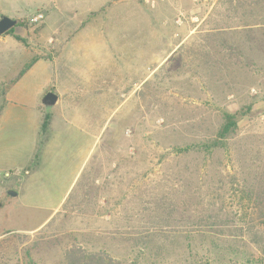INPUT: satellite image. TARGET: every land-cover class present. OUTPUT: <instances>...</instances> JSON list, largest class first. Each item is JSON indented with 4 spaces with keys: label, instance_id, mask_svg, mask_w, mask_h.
Returning <instances> with one entry per match:
<instances>
[{
    "label": "rangeland",
    "instance_id": "obj_1",
    "mask_svg": "<svg viewBox=\"0 0 264 264\" xmlns=\"http://www.w3.org/2000/svg\"><path fill=\"white\" fill-rule=\"evenodd\" d=\"M244 1L0 0V18L27 20L28 30L14 32L30 33L37 56H52L60 33L76 38L71 57L77 43L103 39L106 85L98 91L108 120L98 150L100 157L103 145L106 182L114 180L103 192L88 186L45 216L46 204L34 205L55 203L70 173L66 149L59 150L54 167L28 187L27 204L7 194L2 200L0 264H64L74 247L128 264H214L215 245L264 264L262 230L239 202L244 180L264 172V7L246 14ZM36 12L45 19L31 25ZM90 48H82V67L91 66ZM9 52L13 66L21 54ZM47 73L18 88L31 96ZM59 91L62 103L49 111L54 128L63 113L101 108L84 100L95 89L74 90L75 97ZM223 112L245 113L226 149L179 151L213 139ZM225 215L227 222L208 221Z\"/></svg>",
    "mask_w": 264,
    "mask_h": 264
},
{
    "label": "crops",
    "instance_id": "obj_2",
    "mask_svg": "<svg viewBox=\"0 0 264 264\" xmlns=\"http://www.w3.org/2000/svg\"><path fill=\"white\" fill-rule=\"evenodd\" d=\"M14 34L24 38L27 41L26 45L18 43L11 36H0V83L8 80L5 83L8 98H6L0 113V174L2 171L4 172V175H0V210L5 207L2 200L10 191L6 188L7 186L13 187L11 191H15L16 196L22 199L21 204H27L25 201L29 197L28 187L33 183V179L43 171L47 172L48 166H52L59 160L61 155L59 150L66 149L65 154L67 161L70 162L68 163L70 173L56 202L50 204L43 201L44 203L40 202L39 205H34L39 210L46 204L48 214L45 216L51 217L74 194L86 193L88 186L101 185L103 192L106 185L111 182L112 185L114 184V180L106 182V177L110 178V175H107L105 169L103 145L102 150L100 149V157L98 150L99 144L103 143L105 122L108 120V118L105 119L103 113L104 96L98 91L106 85L104 55L100 57L101 52L104 53L105 45L103 39L99 37L90 38L91 43L89 44L77 43L79 48L74 50V53H77L71 57L67 53V47L73 45L74 43L70 44L69 41H76V38L70 39V36L60 33L57 39L60 43L56 41L58 49L52 56L45 58L37 56L39 54H36L34 45L29 46L30 33L25 36L18 32H14ZM77 40L87 41L85 36H81ZM10 46L16 53L21 54L20 61L13 66H10L9 63ZM87 46L91 47L92 55L89 58L86 57L85 60L92 59V63L90 62L91 66L82 67V53L85 52L82 48H87ZM26 64H30L28 69L19 75L23 70H20L19 67H25ZM39 70L48 72L46 81L39 89L36 88L37 91L34 94L26 97L24 91L18 87L22 81L31 78ZM77 89H95L96 95L93 91V95L86 94L84 100L86 104L101 105V108L85 109L82 112L79 110V113H63L58 128H54L57 124H55L56 126L51 124L52 115L42 110L41 99L48 91L58 90L55 92L59 98L55 106L57 107L62 103V93L59 90H64V92L67 90L64 96L75 97L74 90ZM90 112L92 113L88 114ZM46 114H50L49 124L46 131L41 133V125ZM87 121L94 123L90 125ZM100 121L101 123H99ZM39 145L41 147L37 164L34 168L28 169L34 161ZM94 156L96 161H94ZM115 167L116 163L112 162L111 168ZM112 172L114 175V170ZM102 201L105 200L102 199ZM40 211L42 210L40 209Z\"/></svg>",
    "mask_w": 264,
    "mask_h": 264
},
{
    "label": "trees",
    "instance_id": "obj_3",
    "mask_svg": "<svg viewBox=\"0 0 264 264\" xmlns=\"http://www.w3.org/2000/svg\"><path fill=\"white\" fill-rule=\"evenodd\" d=\"M239 1V0H237ZM248 1V2H247ZM263 2L264 0H245L244 4H248V8L245 13L253 14L256 13L255 9ZM26 19L18 20L17 25L8 31L4 35L11 36L18 43L26 45L27 41L14 34L15 28H24L28 30V23ZM36 60V58H35ZM30 64L25 65L23 70L19 75H22L25 70L28 69ZM53 91V90H50ZM245 113H229L223 112L221 117V125L217 130V133L213 139L207 140V142L193 144L192 146L186 147L183 150H179L181 153H188L190 151H202L203 153L209 155L213 151L224 150L227 147V141L236 133L238 122L240 118L243 117ZM50 119V114H46L41 125V133H44L48 127ZM42 144V143H40ZM41 145L38 146V150L34 157V161L29 165L28 169L34 168L37 164V157L40 152ZM241 196L239 198V202L245 201L244 209L248 211V215L253 220V226H258L262 230V234L264 235V172L256 175L252 181L244 180L242 184V188L239 191ZM64 206V205H63ZM208 221L212 220L216 223L219 222H227L228 217L225 215L224 217H208ZM202 221V218H201ZM219 221V222H218ZM216 248V256L214 260V264H261L258 260H255L254 257L247 252H239L230 253V249H223V247H219V245L214 246ZM232 255V256H231ZM230 256V257H228ZM211 263V262H210ZM64 264H128L115 259H112L106 255V252L101 251L98 253H90L86 252L79 248H70L65 253V263ZM133 264V263H131ZM205 264H209L206 262ZM212 264V263H211Z\"/></svg>",
    "mask_w": 264,
    "mask_h": 264
},
{
    "label": "water",
    "instance_id": "obj_4",
    "mask_svg": "<svg viewBox=\"0 0 264 264\" xmlns=\"http://www.w3.org/2000/svg\"><path fill=\"white\" fill-rule=\"evenodd\" d=\"M18 21L16 19H11L6 16H2L0 18V36L6 34L8 31L13 29L17 25ZM58 96L54 92H47L43 98L41 99V107L46 111L49 112L52 110L58 103ZM8 196H16V193L9 191L7 192Z\"/></svg>",
    "mask_w": 264,
    "mask_h": 264
},
{
    "label": "built area",
    "instance_id": "obj_5",
    "mask_svg": "<svg viewBox=\"0 0 264 264\" xmlns=\"http://www.w3.org/2000/svg\"><path fill=\"white\" fill-rule=\"evenodd\" d=\"M44 19L45 16L42 12H36L28 18V21L31 25H38L42 23Z\"/></svg>",
    "mask_w": 264,
    "mask_h": 264
}]
</instances>
